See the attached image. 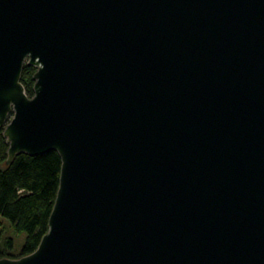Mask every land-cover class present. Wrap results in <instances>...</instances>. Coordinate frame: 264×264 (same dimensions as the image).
<instances>
[{
	"label": "water",
	"instance_id": "obj_1",
	"mask_svg": "<svg viewBox=\"0 0 264 264\" xmlns=\"http://www.w3.org/2000/svg\"><path fill=\"white\" fill-rule=\"evenodd\" d=\"M1 132L62 171L0 264H264V0H0Z\"/></svg>",
	"mask_w": 264,
	"mask_h": 264
},
{
	"label": "trees",
	"instance_id": "obj_2",
	"mask_svg": "<svg viewBox=\"0 0 264 264\" xmlns=\"http://www.w3.org/2000/svg\"><path fill=\"white\" fill-rule=\"evenodd\" d=\"M37 68L26 63L22 83L29 97L34 96V75ZM10 145L0 133V221L8 220L26 242L19 252H14L11 238L2 241L0 259H20L33 254L43 237L49 232V222L60 187L62 159L52 151L32 157L18 155L7 165Z\"/></svg>",
	"mask_w": 264,
	"mask_h": 264
},
{
	"label": "rangeland",
	"instance_id": "obj_3",
	"mask_svg": "<svg viewBox=\"0 0 264 264\" xmlns=\"http://www.w3.org/2000/svg\"><path fill=\"white\" fill-rule=\"evenodd\" d=\"M7 238L14 240V252H19L26 242V234L18 232L8 220L2 218L0 221V245Z\"/></svg>",
	"mask_w": 264,
	"mask_h": 264
}]
</instances>
